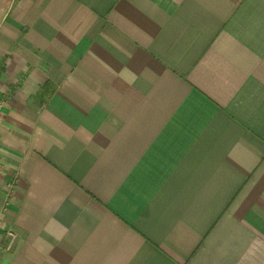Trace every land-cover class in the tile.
<instances>
[{
  "label": "crops",
  "instance_id": "1",
  "mask_svg": "<svg viewBox=\"0 0 264 264\" xmlns=\"http://www.w3.org/2000/svg\"><path fill=\"white\" fill-rule=\"evenodd\" d=\"M0 166V264H264V0H0Z\"/></svg>",
  "mask_w": 264,
  "mask_h": 264
},
{
  "label": "built area",
  "instance_id": "2",
  "mask_svg": "<svg viewBox=\"0 0 264 264\" xmlns=\"http://www.w3.org/2000/svg\"><path fill=\"white\" fill-rule=\"evenodd\" d=\"M1 173H2V168L0 166V178H1ZM0 224H1V221H0ZM6 238L8 240L7 241L8 243L5 248L7 251H10L13 248L14 244L16 243L18 237L14 230L9 229L6 231Z\"/></svg>",
  "mask_w": 264,
  "mask_h": 264
}]
</instances>
